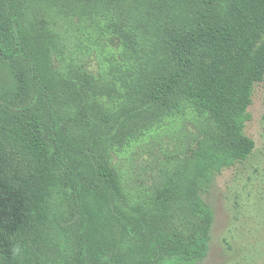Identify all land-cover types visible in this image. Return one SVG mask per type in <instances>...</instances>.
<instances>
[{"label":"trees","instance_id":"16d2710c","mask_svg":"<svg viewBox=\"0 0 264 264\" xmlns=\"http://www.w3.org/2000/svg\"><path fill=\"white\" fill-rule=\"evenodd\" d=\"M263 80L264 0H0V264L201 261Z\"/></svg>","mask_w":264,"mask_h":264},{"label":"rangeland","instance_id":"374dc122","mask_svg":"<svg viewBox=\"0 0 264 264\" xmlns=\"http://www.w3.org/2000/svg\"><path fill=\"white\" fill-rule=\"evenodd\" d=\"M69 27L68 35L74 33L72 47L77 48L75 42L92 46L82 25L78 30L73 24ZM98 54L94 49L87 54L94 66ZM248 112L250 120L244 132L254 141L253 152L246 160L223 169L202 194L213 210V222L207 254L196 264H264V80L255 83ZM143 144L150 145L152 151L147 153L145 145L135 147L121 160L130 173L145 176L156 149L152 139Z\"/></svg>","mask_w":264,"mask_h":264}]
</instances>
